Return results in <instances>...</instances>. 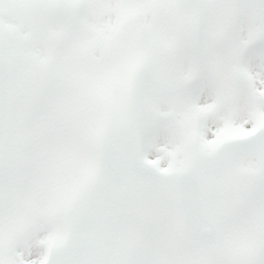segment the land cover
<instances>
[{"label":"rangeland","instance_id":"obj_1","mask_svg":"<svg viewBox=\"0 0 264 264\" xmlns=\"http://www.w3.org/2000/svg\"><path fill=\"white\" fill-rule=\"evenodd\" d=\"M80 1L82 0H57L59 13L54 17H48V14H44V11L49 9L51 1L0 0V28H3V33L0 35V52L4 51L7 54L16 83L20 82V79L28 73L27 67L34 63L35 57L46 55L50 46H53L55 66L62 68L61 71L70 76L71 72L75 71V68H73L75 65L73 63L64 64L63 62L67 61V58H69V61H73L74 57L68 54L62 56L56 53L55 50L62 44H65L66 47L72 45V41H74L76 47L72 45V49L67 50L76 54L83 53L85 46L95 45L94 30L97 29V31L103 33L113 32L117 38L126 40L125 47L126 49L130 48L129 55L122 61L120 57L111 54L107 66L119 72L124 70L133 72V83H136L133 86V91L140 94H135L133 97L129 96L127 94L128 90H124L125 84L115 95H107V90L104 89V96L101 100V96L98 95L96 90L99 79L98 66L96 67L97 75L94 86L89 82L93 70L84 72L87 87L91 92L86 97L78 94L73 95V90L69 88L71 85H68L66 81L65 83L62 80L58 81L53 101L57 100V102L55 112L52 114L54 116L59 115L55 119L60 124H54L55 127L52 132L55 131V135L51 140L45 142L46 140L41 139L38 141V144L42 147L53 146L54 160H56L54 164L50 163L47 166L44 163L40 174L28 172L31 171L30 167L28 169L24 168L23 165L18 167L15 163L17 160L12 161L8 169L0 166V264H33L39 258L44 238L45 243H53L54 245V253L56 254L55 262L54 257L52 260L53 264L119 263L118 251H106L107 243L106 246L101 248L102 250L105 249L101 255L103 261L94 258L93 251H96L98 246L91 209L92 193L98 180H96L95 174L99 170L98 164H93L95 166L93 168L89 166L87 168L89 171L86 174L71 173V171L79 168L77 163L73 162L74 165L70 166L64 162L66 157L61 160L58 158L60 154L69 157L77 155L73 147L77 141L75 138V125H77L74 123L75 115L78 114L77 119L80 118L81 122L86 124L96 122L98 125L100 116H102L104 125L109 122L126 123L129 121L130 115L138 120L135 116L137 113L145 117L152 108L159 105L160 112L162 114L168 113L167 116L171 117L169 122L172 131H181L177 136V140L181 141L183 145L186 144V141L193 142L194 138L200 137L204 143L214 139L215 142L212 143L214 147H216L214 144L218 146L223 141L230 139L231 133H237L241 129L249 127L251 122L253 123L258 117L264 123V108H262L264 106V54H253L250 60L247 59L241 62L236 53L239 46L250 45L254 41H263V45L264 0H251L253 3L251 13L242 22L239 33L234 27V18H232V21L226 19V11H230L231 0H158L157 2L154 0V4L163 7L161 19L159 18V24L162 28L158 25L156 32L158 35H164L166 31L162 40L174 48V64L176 67L180 66V71L185 70V63L181 57L188 50L194 48V42L196 46L198 42L197 38H189L182 42L175 39L178 43H173L174 38L171 31H173L174 24L181 13L186 15L185 11L190 17H197L204 23V44L198 48L202 50V53L199 52V58L202 61L201 67L205 68L207 75L203 77V81L201 80L200 92L194 91L195 87L188 88L190 91L188 105L191 109L186 120L184 113L179 112L183 107L181 96L183 89L178 88L176 82L175 84L170 83L167 90L163 87L168 83V78L165 76V70L168 67L163 62H161L158 69L159 74L155 75L157 84L151 86V48L148 45V38L142 40L137 38L138 32L141 35H147L151 32L152 22L147 18L151 14V0L149 3H144L143 0H94L90 7L89 2H87L88 12L83 21H78L74 20V17ZM9 2L12 3L11 7L4 5ZM241 4L242 2L237 6ZM41 5H44L45 9L43 6L40 7ZM68 10L73 11L74 17H71V14L69 15ZM64 15L69 18L64 17ZM132 16L134 17L132 18ZM116 17H118V25H121L117 30L113 28V21ZM139 18L145 19L141 21ZM124 22L125 27L123 26V29H121ZM136 46L137 51L135 52ZM255 51L258 52V50ZM205 53L211 56L209 60H207V56H204ZM98 56L101 57V60L97 58ZM95 59L98 63L102 62L105 65V81L109 71L106 67L104 53H95ZM98 63L96 65H99ZM145 65H148V67H145ZM235 69L247 70L255 79L253 93L248 94V96L249 98L250 95L253 97V104L256 101L257 109L245 108L249 104L248 97L246 94L243 95L238 92L234 93L233 107L229 109L230 104L220 88L225 87L223 82L228 83L229 73ZM138 70L141 71L137 74ZM161 74H164V76H161ZM183 75L190 76L188 72ZM183 81L188 86L190 81L184 78L181 82ZM192 81L194 82V78H192ZM137 84L141 85L136 87ZM179 84L181 85L180 80ZM69 97L73 99V106L68 105V102H66ZM169 97L172 100L171 104L164 108L162 106L164 99ZM110 98L114 100V106L118 109L114 114L108 110ZM129 102L130 104L127 105L126 103ZM84 105L85 110L82 109ZM176 109L178 113L172 116ZM197 109L201 112H195ZM248 113L250 117L246 119ZM65 116H70L71 120L64 118ZM162 119H164L163 116L158 117L155 115V124L160 123ZM196 125L199 126L200 136L197 135ZM224 126H232V129H222ZM88 130L93 131L92 127ZM183 130L186 132H182ZM160 132L165 136L164 131ZM228 132L230 134H227ZM103 133L102 129L100 135ZM91 134L92 132H89L85 135L86 142H90ZM222 134H227L224 139L217 137L219 135L223 136ZM101 141L102 138L100 137L96 142L100 143ZM43 143L47 145L43 146ZM49 151L50 149L47 153ZM227 154L235 157L231 165L234 171L239 168L242 170L249 168L247 165L242 166L244 161L240 163V159L241 157L246 159L253 156V153L243 154L237 149H233L231 152L222 151V156L225 159H227ZM41 156L39 159H47L46 153L41 152ZM11 158H13V155ZM1 159L5 162L4 157ZM167 161L175 167L183 164V161L171 153H169ZM28 163V160H26L24 165ZM225 166V163H221L217 168L223 172L222 169ZM13 168H17L18 172H15ZM201 168L198 167V169ZM78 174L80 175L79 180L75 179ZM80 179H89L92 184L94 183L90 193L87 192L86 185L81 186L83 183L80 184ZM132 200H135V202L133 203ZM138 200L136 192H133L130 199L126 200L124 209L120 207L112 208L110 212L111 225L107 227V230L111 228L116 233L115 227L132 228L130 234L135 233V240L140 239L138 242H140L142 252H148L149 254L151 251V221L145 222L140 219L141 215L146 213L141 205L136 206L137 211L139 210V219H133L137 216L134 207ZM130 210H134V212H130ZM130 217L132 218L129 220ZM41 231L44 232L42 236L40 235ZM68 231L71 238L65 240ZM111 237L112 239L115 238L112 234ZM153 252H155L153 258L159 255L162 264L167 262V257H169L168 262L177 264L178 259H175L173 254L178 253V251L172 255L168 251ZM178 264H180V261Z\"/></svg>","mask_w":264,"mask_h":264}]
</instances>
